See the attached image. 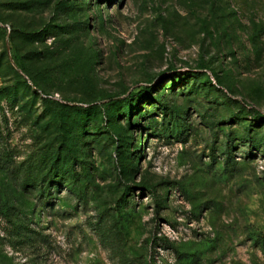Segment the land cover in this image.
Masks as SVG:
<instances>
[{
	"label": "rangeland",
	"instance_id": "obj_1",
	"mask_svg": "<svg viewBox=\"0 0 264 264\" xmlns=\"http://www.w3.org/2000/svg\"><path fill=\"white\" fill-rule=\"evenodd\" d=\"M0 264H264V0H0Z\"/></svg>",
	"mask_w": 264,
	"mask_h": 264
},
{
	"label": "trees",
	"instance_id": "obj_2",
	"mask_svg": "<svg viewBox=\"0 0 264 264\" xmlns=\"http://www.w3.org/2000/svg\"><path fill=\"white\" fill-rule=\"evenodd\" d=\"M163 126H165V123H163ZM62 173L64 174V171L62 170ZM57 172L53 173L52 170L45 175L44 177H42V179H40V184L42 185V194H44L46 191H49V189L51 188V179L48 177L49 175H56Z\"/></svg>",
	"mask_w": 264,
	"mask_h": 264
}]
</instances>
